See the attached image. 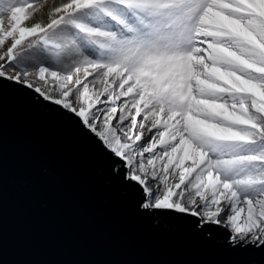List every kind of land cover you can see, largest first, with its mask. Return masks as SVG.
Instances as JSON below:
<instances>
[{
    "label": "snow or ice",
    "instance_id": "snow-or-ice-1",
    "mask_svg": "<svg viewBox=\"0 0 264 264\" xmlns=\"http://www.w3.org/2000/svg\"><path fill=\"white\" fill-rule=\"evenodd\" d=\"M5 89L84 137L138 215L264 253V0H0Z\"/></svg>",
    "mask_w": 264,
    "mask_h": 264
},
{
    "label": "water",
    "instance_id": "water-1",
    "mask_svg": "<svg viewBox=\"0 0 264 264\" xmlns=\"http://www.w3.org/2000/svg\"><path fill=\"white\" fill-rule=\"evenodd\" d=\"M0 264H264L140 216L69 123L0 97Z\"/></svg>",
    "mask_w": 264,
    "mask_h": 264
},
{
    "label": "trees",
    "instance_id": "trees-1",
    "mask_svg": "<svg viewBox=\"0 0 264 264\" xmlns=\"http://www.w3.org/2000/svg\"><path fill=\"white\" fill-rule=\"evenodd\" d=\"M40 18H41L40 16L36 17V19H40ZM33 22H35V21L34 20H29L27 23L31 24Z\"/></svg>",
    "mask_w": 264,
    "mask_h": 264
},
{
    "label": "rangeland",
    "instance_id": "rangeland-1",
    "mask_svg": "<svg viewBox=\"0 0 264 264\" xmlns=\"http://www.w3.org/2000/svg\"><path fill=\"white\" fill-rule=\"evenodd\" d=\"M38 17V16H37Z\"/></svg>",
    "mask_w": 264,
    "mask_h": 264
}]
</instances>
